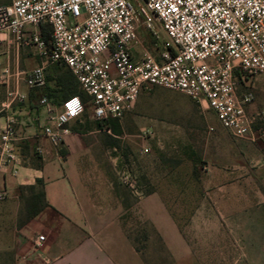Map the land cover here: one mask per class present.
<instances>
[{
    "label": "rangeland",
    "instance_id": "rangeland-1",
    "mask_svg": "<svg viewBox=\"0 0 264 264\" xmlns=\"http://www.w3.org/2000/svg\"><path fill=\"white\" fill-rule=\"evenodd\" d=\"M129 1L135 9L142 5L141 0ZM136 18L133 60L144 55L159 60L169 43L165 32L156 20L147 29L138 13ZM237 83V94L250 97L245 110L253 120L254 141L233 138L211 110L204 112L182 93L160 87L142 89L119 121H94L87 106L81 123L71 128L85 143L86 156L96 161L87 171L106 176L95 180L98 191L112 192L117 203L123 194L131 205L122 212L126 232L149 235L143 250L149 264H175L171 255L160 253L145 219L156 214L135 206L153 190L172 210L170 216L198 264H264V74L246 84L238 76ZM62 99L57 95L50 103ZM62 144L56 149L64 159ZM22 196L23 210L16 217L11 206L0 205V264H37L36 245L22 230L26 204L32 208L31 190L24 188ZM34 235L46 236L42 230Z\"/></svg>",
    "mask_w": 264,
    "mask_h": 264
},
{
    "label": "built area",
    "instance_id": "built-area-1",
    "mask_svg": "<svg viewBox=\"0 0 264 264\" xmlns=\"http://www.w3.org/2000/svg\"><path fill=\"white\" fill-rule=\"evenodd\" d=\"M141 1L135 9L129 0H2L0 34L12 36L18 48H34L43 64L17 77L30 89L44 88V65H64L88 97L94 121L123 119L142 89L180 92L211 110L233 138L254 141L245 110L250 97L237 94V77L246 84L264 74V0ZM137 13L147 29L156 20L168 38L159 60H133ZM40 103L49 114L42 134L58 146L70 124L81 121L85 104L78 96L58 106ZM14 141L10 122L0 131V162L16 174L21 157ZM44 240L37 236L36 245Z\"/></svg>",
    "mask_w": 264,
    "mask_h": 264
},
{
    "label": "crops",
    "instance_id": "crops-1",
    "mask_svg": "<svg viewBox=\"0 0 264 264\" xmlns=\"http://www.w3.org/2000/svg\"><path fill=\"white\" fill-rule=\"evenodd\" d=\"M41 65L42 59L34 48H18L12 36L0 34V131L12 122L14 143L21 157L16 174L0 162V192L4 194L0 205L11 206L16 217L23 210L22 188L33 186L37 179L43 181L46 206L22 225L34 245L39 236L34 234L41 230L46 234L33 252L37 264H144L126 237L122 202H115L112 192L98 191L95 180L106 179L103 173L87 171L86 166L96 161L86 156L87 147L81 136L71 132L81 121L71 123L70 133L64 137V159L43 136L42 127L49 123V114L48 106L40 102L52 100L43 91H51L56 77L67 68L62 64L44 65L46 86L40 89L28 88L22 77H17ZM6 70L8 73L4 74ZM188 99L202 111L209 110ZM34 153L38 154L37 159L32 158ZM135 206L156 214L144 217L161 236L175 264H198L170 216L172 210L158 191L140 198ZM168 234H173V239L169 240Z\"/></svg>",
    "mask_w": 264,
    "mask_h": 264
},
{
    "label": "trees",
    "instance_id": "trees-1",
    "mask_svg": "<svg viewBox=\"0 0 264 264\" xmlns=\"http://www.w3.org/2000/svg\"><path fill=\"white\" fill-rule=\"evenodd\" d=\"M49 35H50L49 28L47 26L41 27V36L44 39H47ZM43 92H47L45 94H47L49 97H56L58 95L61 98H63L62 100L69 98L71 96H78L81 99V101L85 104V108L88 106L87 105L88 97L79 88L77 81L75 80L74 76L71 74V72L68 69L56 77L54 88L51 91L48 92L46 90ZM43 185H44L43 181L40 179H37L33 186L26 187L27 189L31 190V196H30L29 201L31 202L30 205H32V208H31L26 204V206L28 207V209H26V218H27L26 220L34 218L39 213V211L46 206L44 202ZM23 189L24 188H22V190ZM151 192L152 191L148 192L147 194H145V196L150 194ZM118 197L121 198L122 200L121 202H122V206L124 210L128 211L131 205L127 203V198L124 197L123 194L119 195ZM25 201L26 203L28 202L27 200ZM148 225L151 228L152 236H154L156 239V242L159 246L160 253L163 254V257L165 256V257L170 258V254L168 250L166 249L161 236L159 235V233L157 232V230L151 223L148 222ZM126 237L132 244L134 250L140 255V258L142 259L143 263L149 264L147 257L143 254V250H145L146 248V245H144V243L148 242L149 235L145 231H143L140 236L137 235V233L130 231V232H126ZM140 242L143 243V246L141 247L139 246Z\"/></svg>",
    "mask_w": 264,
    "mask_h": 264
}]
</instances>
